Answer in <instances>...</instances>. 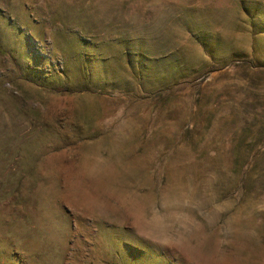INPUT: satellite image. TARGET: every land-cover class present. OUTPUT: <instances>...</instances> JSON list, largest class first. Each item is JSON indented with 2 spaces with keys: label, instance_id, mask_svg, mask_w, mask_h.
<instances>
[{
  "label": "rangeland",
  "instance_id": "rangeland-1",
  "mask_svg": "<svg viewBox=\"0 0 264 264\" xmlns=\"http://www.w3.org/2000/svg\"><path fill=\"white\" fill-rule=\"evenodd\" d=\"M0 264H264V0H0Z\"/></svg>",
  "mask_w": 264,
  "mask_h": 264
}]
</instances>
